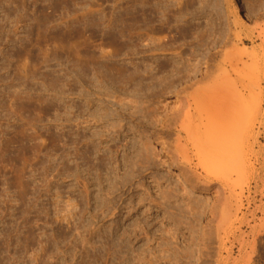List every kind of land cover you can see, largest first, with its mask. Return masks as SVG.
I'll return each mask as SVG.
<instances>
[{"label":"rangeland","instance_id":"374dc122","mask_svg":"<svg viewBox=\"0 0 264 264\" xmlns=\"http://www.w3.org/2000/svg\"><path fill=\"white\" fill-rule=\"evenodd\" d=\"M205 1L181 2L189 12L208 8L185 26L225 22L234 41L212 42L194 61L222 45L218 59L238 66L233 80L251 73L247 63L257 70L264 0H246L255 14L243 0ZM149 2L0 0V264H264V134L250 140L244 169L230 170L229 187L204 188L195 148L184 141L177 148L184 135L161 121L182 106L181 97L199 93L194 125L212 136V79L146 102L158 92L145 73ZM164 3L177 8L175 0ZM166 28L171 36L162 34V43L183 41ZM171 42L163 60L184 49L192 54L184 41L175 50ZM250 51L254 57H245ZM223 214L229 223L219 225Z\"/></svg>","mask_w":264,"mask_h":264},{"label":"bare ground","instance_id":"6f19581e","mask_svg":"<svg viewBox=\"0 0 264 264\" xmlns=\"http://www.w3.org/2000/svg\"><path fill=\"white\" fill-rule=\"evenodd\" d=\"M152 1H153V4L151 2L147 3L148 5L150 3L152 5H149L150 7H148V8H151L150 11L145 12V16H144L145 19L143 17L144 11H143V13L141 12L142 14L138 13V14H141V16L143 17L142 22L146 21L145 23L148 22L151 25V26L147 25V27L149 29H148V33L146 35L147 40L149 41V44H148V47H149V56L148 57L149 58H148V62H147V65H149V67H147V68H150V69H148V71H146L145 73H146V75L149 76V79L151 81L150 82L151 84L150 83H147V84H150V87H152L153 89L158 91V92H154V94H152V91H151V96L147 97L146 102H153L156 98H158V95L161 92L169 91V90H171V91L173 90V92H174V90L177 89L179 91V89H181V88H183L181 90L182 92L183 91L186 92V91H189L191 89V87H194L196 85H204L205 84V83H203L204 81H207V79H212V81L210 82V84L208 86L207 91H208L209 96H211L210 99L212 100V102L217 104L216 109H217V113H218V120H217L218 122L215 123V124H217V126H215L216 128L213 130L212 136H210V135L208 136V131L202 132L198 127H196L194 125V115H195L194 105L198 102V98H199L198 94L199 93L196 94V96L198 98L194 96V94H195L194 92H193V95L191 94V96H193V97H191V99L189 97L188 100H186V99L183 100V98L181 97L182 100L180 98L181 103L179 100L178 106H181V105L182 106L180 108L177 107V109L179 108L178 111L176 109L175 113L171 114L172 117L170 119L167 118L168 120H165V121L163 119L161 122L163 125H165L166 128L171 129L172 127H174L175 129H178L179 134H181L182 136L184 135L183 140H182V137L179 138L180 146H178L177 148L182 149L181 148L182 147L181 146L182 141H184L186 143V145H192L195 148L196 156L198 158V164H197L196 168H197V170L199 169L205 174L204 177L200 179V182L202 183V185L205 184L204 188H205V186L207 187V185L212 184V183H216V182H220L224 187H229L231 184V180H232V174H231L230 170L233 168H236L237 171H242V169H244L243 167H244V165H246V163H245V156L247 155L246 151L249 147L252 146V143L250 142V140L252 138H255V137L259 140V138L261 139L262 134H264V26L259 27L261 29H260L258 37H257V39H258L257 41H259V46H258V50L256 48L255 49L257 51H259V53H255V51H254V53L257 54L256 56H259V54H260V57H259L260 62L258 65L259 66L258 69L257 70L255 69L256 64L250 65L251 63L250 64L247 63V65H248L247 66V65H245L246 62L243 61L242 63L243 64L245 63L244 67L246 69H247V67L250 69L251 66H254L255 68L252 67L250 69L251 71L249 69L247 70V71L251 72L250 74L245 71L247 73V75H245L246 77H242V73H241L240 74L241 77L236 76L237 78L233 80V76L235 75V73L237 72L236 74L237 75L239 74V71L236 70V67H238L236 65V63H241V61L244 59L242 57V55L244 54L243 53L244 51H248V50H246V48L243 49L242 52H241V49L239 50L240 51L239 54L240 53L242 54L241 55L242 58L240 59V57H239L240 55H238L236 57V60H238L237 58H239V60H241V61L237 62L235 60L236 61L235 62L236 66H234L235 70L233 68L229 69L225 63V61L231 60V63L230 62L229 63L234 64L232 59L227 58L226 60L224 59L225 61L220 60L222 57H219V56L223 55V54L220 55L223 52V51H220L221 48H223L222 45H221V48L219 47L220 49H216V50H219L221 52L219 54V56H218L219 52H216V50H215V51L209 52L208 53L209 56L206 57V55H205V57L203 56L204 57L203 59L200 58L201 59L200 61H198V62L194 61V60H196V58L199 57L198 53L200 52V54H201L202 53L201 50L203 48L207 47V49H208V47H210L212 42H214V43H216V41L219 43L221 42L223 45H226V44L231 42L232 38L229 39L230 36H228L229 35L228 34V28H227L228 24L226 25V24H224L225 22L221 23V21H220L219 24L216 23L214 25L211 22L202 23V24H200V22H199L197 24H200V25L197 26V28L195 27L196 25H194V27H190L191 25L185 26L187 24L186 18L188 19V17L194 16L193 13L198 12L201 15H203L204 6H203V8H199L198 11L189 12L190 11L189 9H188L189 11H186L183 7H181L183 0L182 1L181 0L180 1L175 0L177 2L176 3L177 8L173 7L174 8L173 10L171 9L172 7L168 5V3H164L167 0L166 1L158 0V4H157V0H152ZM154 1H156V4H154L155 3ZM186 3H184V4L188 5ZM143 4H144V0H143ZM147 4H145V5L148 6ZM171 4H172V2H171ZM184 4H183V6H184ZM203 4L204 3L200 4V6ZM145 5H143L144 9H145ZM192 5H194V4L192 3ZM192 5L190 7L193 8L195 5L194 6H192ZM243 6L246 7L247 11L252 12L251 14H255L256 11L254 12L253 11L254 9H251V6L249 5L248 1L243 0ZM187 7L188 6H186V9H187ZM148 8L146 7L147 10H148ZM121 9H122V7H121ZM207 9H206V11H207ZM121 11H123V10H121ZM121 11H119L118 13H120ZM258 12H259V10H258ZM126 13H127V11H126ZM212 13L213 12H211V14ZM204 14H206V13H204ZM221 14H222V12H221ZM221 14L215 13V14H213V16L219 15V20H220L221 17H223ZM125 16H127V15L123 14L124 18H125ZM134 16H137V15H134ZM260 16H262V15H260ZM118 17H120V16H118ZM123 17L122 18L120 17V18L125 20ZM216 17H218V16H216ZM132 18H133V16H132ZM134 18H138V17H134ZM119 19H117V20L120 22ZM138 19L140 20V18H138ZM138 19H136V20L132 19V20L135 24H136L135 21H137L138 22L137 25H140L139 23L141 21H138ZM216 20H217V18H216ZM120 23H122V22H120ZM123 23H126V22L123 21ZM189 23H191V22H189ZM235 23L239 24L240 22L238 23V20H236ZM118 25L121 26L122 24H118ZM120 26H118V27L120 28ZM123 26H124V24H123ZM165 26L167 27L166 29L171 30L172 32L175 31V33L182 38V40L185 42L184 46H186V44H187V46H190L189 47V48H191L190 52L192 51L191 52L192 54L190 56H188V54H186L187 52L184 49V51L186 53L184 51H180L178 54L176 53V55H174L173 53L172 54L170 53L172 55V58L169 56L170 59H168V60L167 59L163 60V57L161 58V55H168L169 54V53L166 54V52L169 50V44L171 42L170 40L174 36V35L172 37L167 36L169 33L168 34L165 33V32H167L165 30ZM229 26H231V25H229ZM121 29L122 28H120V31H121ZM123 33L124 32H121L120 34L122 35ZM164 33L167 34L166 37H168V41H170L169 44L168 43H162L164 41V40L163 41L161 40L162 34L164 36L163 39H165ZM169 35L171 36V33ZM251 35H252V33H251ZM157 36H159L160 39ZM176 36H174V37H176ZM212 36H213V39H211ZM237 36H239L241 38V36L239 34H237ZM169 38H170V40H169ZM237 38L238 37H236L235 39L237 40ZM247 39H249V38L247 37ZM172 40H173V38H172ZM183 41L177 42V43L172 41L171 43H173L174 45L171 44V48H173V47L176 48L177 46H175V44H178V49L183 47V43H182ZM179 43H181L182 46L180 45V47H179ZM214 43H213V45H214ZM232 44H234V43L232 42ZM236 44H237V42L235 43V45ZM252 44H253V42H252ZM213 45H212V47H213ZM237 46H238V44H237ZM175 48H173V49L175 50ZM222 50H224V49H222ZM182 52H184L183 54H185V56L187 55L188 57H185L182 54ZM245 53L248 54V56H245V57H250V56L254 57L253 52H251V53L245 52ZM195 55H198V57ZM201 55H204V54H201ZM218 57L220 59H218ZM167 58H168V56H167ZM248 59H251V62L253 60H256V59L252 60V58H248ZM249 65H250V67H249ZM199 66H200V68H199ZM201 66H204V69H202ZM197 67L199 68L198 71H196ZM230 67H231V65H230ZM241 69L242 68L239 67V70H241ZM147 72H148V74H147ZM123 73H122V75H124ZM126 73H128V72L126 71ZM126 73L124 75L125 77H126ZM122 75H120L119 79L117 77H115V78H117V80H119L120 83L127 84V83H129V81H132V78L130 76L127 77V80H126L125 77H124L125 79L121 78ZM127 75H129V74H127ZM243 76H244V74H243ZM185 77H187L189 79L187 80ZM184 78L186 81H183ZM117 80L115 79V81H113V82H116ZM141 80H143V79L141 78ZM145 81H147V80H145ZM148 86L149 85H147V87ZM149 90H151V89H149ZM177 90H176V92L180 94V91L178 92ZM71 91H72V89H71ZM204 91H206V90H204ZM226 91H228L226 96L223 95L222 98H218V96L214 98L215 95H219V94H221V92L224 93ZM185 92H184V94L186 95L188 92L187 93H185ZM195 92H197V91H195ZM166 94H168V92ZM160 96H162V95H160ZM176 96H178V95H176ZM180 96H181V94H180ZM110 114H111V112H110ZM116 116L121 117L123 115L117 112ZM120 122H122V121L120 120ZM256 130H258L257 133H255ZM260 132H262V133H260ZM182 151H180V154ZM260 153H262V152H260ZM148 155H146V156H148ZM254 155L256 156V154H254ZM147 159H149V158H147ZM246 160H247V156H246ZM199 174H201V173H199ZM198 176H200V175H198ZM196 179H197V177H196ZM192 185H193V187H195L194 184H192ZM208 188H209V186H208ZM219 189H216V193L220 192ZM228 219H230V216L224 215L221 223L219 221L218 224L220 225L223 222H224L223 225L226 224V222L229 223Z\"/></svg>","mask_w":264,"mask_h":264}]
</instances>
